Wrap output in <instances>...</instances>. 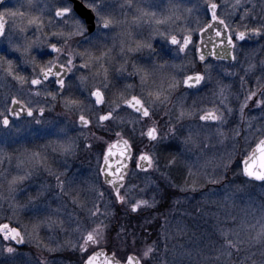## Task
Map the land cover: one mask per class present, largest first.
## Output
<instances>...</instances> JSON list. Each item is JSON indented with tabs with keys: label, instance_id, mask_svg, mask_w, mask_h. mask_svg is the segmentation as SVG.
I'll return each instance as SVG.
<instances>
[{
	"label": "snow or ice",
	"instance_id": "snow-or-ice-1",
	"mask_svg": "<svg viewBox=\"0 0 264 264\" xmlns=\"http://www.w3.org/2000/svg\"><path fill=\"white\" fill-rule=\"evenodd\" d=\"M115 2L21 0L15 7L0 8V44L7 46L0 52V74L19 85L15 93L0 96V169H4L0 175L7 181V195L2 199L8 205V211L0 215V264H54L39 258L21 262L19 246L35 244L48 252L62 247L45 244L39 233L42 226L54 223L53 217L68 202L84 214L83 218L67 214L76 235L63 247L78 254L76 264H154L157 257L162 260L160 234L154 238L147 231L146 225L152 221L145 217L138 231H129L118 219L112 222L116 210L131 217L155 208L157 194L164 189L152 179L154 173L167 190L199 192L207 199L213 193L202 191L206 185L229 179L235 149L223 154L211 172L197 166L199 153L195 160L192 156L194 150L206 151L213 135L223 143L230 120L246 126V142L259 134L255 148L239 160V174L245 180L238 187L252 182L264 187V59L259 62L261 75L254 79L250 74L257 65L251 59L242 67L243 75L235 70L241 65L237 53L243 50V42H256L257 47L248 49L253 56L264 52V0H196L186 11L195 9L198 15L184 20L175 12L158 19L157 13L128 0L127 8L134 11L131 23L115 18ZM141 22L150 26L146 37L139 31ZM133 24L140 39L133 37ZM120 26H125L119 49L123 62L116 66L110 62L109 41ZM213 67L234 78L236 84L234 89L232 83L217 80L208 107L203 93L212 83ZM57 108L62 111L56 112ZM254 111L259 116L251 115ZM230 131L234 138L240 136L238 124ZM40 139L46 143L39 150L23 151L31 169L12 175L7 170L12 157L6 149ZM80 140L96 161L94 179L86 189L92 193L90 205L78 204L81 183L69 174L68 158L75 156ZM167 141L178 142L180 149L162 161L159 145ZM148 145L151 147L145 150ZM49 148L64 157L63 170L48 164ZM177 168L184 172L180 183L172 176ZM41 171L52 183H41L35 195L18 203L17 194ZM140 175L146 177L143 187L135 182ZM150 185L154 193L144 198ZM171 195L173 203L181 199L175 192ZM52 200L58 202L55 208ZM25 210L31 212L30 217L22 215ZM245 243L260 245L261 258L253 259L252 253L241 258L240 264H264V227L247 241L225 234L223 251L214 259L223 256L224 264H232L233 253L239 254ZM167 251L163 243V253ZM181 255L190 257L191 252Z\"/></svg>",
	"mask_w": 264,
	"mask_h": 264
},
{
	"label": "rangeland",
	"instance_id": "rangeland-1",
	"mask_svg": "<svg viewBox=\"0 0 264 264\" xmlns=\"http://www.w3.org/2000/svg\"><path fill=\"white\" fill-rule=\"evenodd\" d=\"M119 5L122 0H119ZM134 5L144 7L147 11H152L157 13L158 19H162L175 12L173 6L167 2L163 1H147V0H132ZM258 2V0H256ZM128 0H123L121 5H124L123 10H115L117 20H127L129 23L132 21L134 14L133 9L130 14V9L127 8ZM195 3V2H194ZM193 3V4H194ZM193 4L187 2L188 9L193 8ZM6 7V6H3ZM2 8V7H1ZM259 11V8L257 9ZM195 9L187 14L192 16L195 13ZM126 13V15H125ZM176 13V12H175ZM178 15V13H176ZM179 22V21H178ZM177 22V23H178ZM145 27H150L147 22H144ZM147 25V26H146ZM143 22L139 25V31L141 32V27ZM176 27V26H173ZM125 26L117 27L113 30L112 36L114 39L109 41V47H112L111 52V63L119 66V63L123 61L120 60V41L122 39L120 33L124 31ZM133 32V37L135 39H140L137 33V25L133 24L131 28ZM253 41H246L245 45H251ZM4 45L0 44V49ZM250 49V48H248ZM260 51H257L253 56L249 51H247L248 59H256L255 63L257 65L256 69L250 75L253 77L261 75L260 71V60L258 57ZM98 54V53H97ZM191 57H189L190 59ZM264 59V57H261ZM224 65H228L225 64ZM247 65H238L235 70L243 75L242 67ZM104 67H109V62H104ZM98 68V66H97ZM97 70L96 68L93 71ZM211 76H219V79H213L212 83L204 90L203 95L205 96L204 106L210 107L207 104V100L212 99V92L216 88V81L221 80L224 83H232L235 89L236 81L234 78L227 77L223 75L222 71L216 67L211 70ZM87 73H85L86 75ZM109 75L111 77V69H109ZM158 83L166 86L165 81H159ZM16 87L19 85L11 79L5 80L3 75L0 74V96L5 93H15ZM191 102V101H189ZM199 102V101H198ZM171 107V105H169ZM62 111L60 108L56 109V112ZM53 116L56 115L54 112ZM251 115L259 116L258 112H253ZM61 119L63 117H60ZM239 127L240 136L233 137V133L230 129L234 126ZM130 127V126H129ZM259 127V124H257ZM224 131L227 134V138L224 139L223 143L218 142V138L214 135L210 137L209 147L206 151L199 152V150H194L192 159L195 160V155L199 153L200 159L197 161V166H202L201 171L211 172L213 165L219 160V158L229 152H234V162L230 167L228 173V180H225L220 185H206L202 191L208 192L211 190L213 194L209 195L207 199H203L200 193L184 194L179 193L176 189L167 190L164 188V181L159 176L158 173L152 174V179L156 181L157 184L164 189L163 194H157V200L159 203L155 208L145 209L139 216L133 214L131 217L124 216L119 210H116V216L113 217L112 222L116 223L117 219L119 223L124 224L129 231H138L141 225H144V219L148 218L152 221L150 225H146L147 231L153 234L155 238L157 233H159V240L162 242V260L161 257H157L154 264H173L174 261H178V264H224L225 258L220 257L217 261L214 259L219 255L220 251H223L221 247L224 243L225 234L227 238H241L248 240L250 237L254 236L261 227H264V187H262L257 182L250 183L247 187L239 188L238 186L244 183L245 178L239 173L241 171L239 167V160L244 156L246 152H250L254 144L259 139V134L255 137H249L247 142L245 141V134L247 128L243 123H234L230 120V123L225 127ZM99 133H97L98 135ZM70 135H77V133L70 132ZM46 141L44 139L36 140L34 143L29 144H11L7 149V153L12 157L11 166L7 169L12 175L22 174L26 170L31 169V165L28 163L26 158L23 156L24 149H31L33 151L39 150L38 146L44 145ZM79 143V141H78ZM84 141L81 140L83 145ZM214 145V147H213ZM148 145L145 150L150 148ZM180 149V145L175 141H167L159 145V152L161 154V159H163L170 153L175 152ZM18 150V151H14ZM56 153H53L49 148L47 150V161L48 164L53 167V162L56 160ZM74 156L70 157L69 160H73ZM7 163L5 158V164ZM195 170V168H194ZM4 169H0V172ZM236 175H233V173ZM86 173L85 176L80 175L78 177L81 183V190L78 196V204L80 205H90L92 198V193L87 192V186L92 182L94 177L92 174ZM95 173V172H94ZM184 172L182 169H173L172 176L177 183H180L183 179ZM89 176V177H88ZM10 179V176L8 177ZM146 177L143 175L137 176L135 182L143 187ZM47 181L52 183L51 178L46 177L44 172H38L32 176L31 179L27 181V188L17 194V202L24 203L29 194L35 195L39 185ZM231 181V183H229ZM224 185H228L227 188ZM175 192L177 196L181 197L179 202L173 203L171 193ZM154 193V186H149L146 190L144 198H150ZM7 195V181L3 175H0V204L3 206L4 212L8 211L7 202L2 199V197ZM49 194H46L42 199H47ZM185 195H190L191 199H184ZM52 207L55 208L57 205L56 200H52ZM68 213H72L75 218L79 215L83 218V211L81 208L74 206L71 202L67 203V206L58 217L54 216V223L49 226H42L39 238L51 247H56L61 245L57 251L48 252L43 248H37L35 244H24L19 246L20 249V260H34L39 258L41 260L53 261L54 264H76L78 259V254L74 253L70 248L63 247L66 242L73 241L75 239V232L73 231L74 225L68 219ZM25 217H30L31 212L25 210L22 214ZM63 221V224L60 223ZM66 230H61V229ZM167 233V238L165 237ZM115 235V233H113ZM163 243L168 246L167 253H163ZM123 248L124 246L121 245ZM260 245L249 246L245 243L242 246V251L239 254L233 253L231 258L232 264H240L241 258L246 255H251L255 253L253 259L259 260L261 257L259 255ZM191 252V256L181 255V253Z\"/></svg>",
	"mask_w": 264,
	"mask_h": 264
},
{
	"label": "flooded vegetation",
	"instance_id": "flooded-vegetation-1",
	"mask_svg": "<svg viewBox=\"0 0 264 264\" xmlns=\"http://www.w3.org/2000/svg\"><path fill=\"white\" fill-rule=\"evenodd\" d=\"M119 0H116L115 2V10L121 11L123 10V7H121V4L123 3V0L121 2V4L119 5ZM132 1V0H131ZM149 2L151 1H155V0H147ZM156 1H163V2H167L169 3L171 6L174 7L175 12L178 13V15L181 17V20H184L185 18L189 17V15L187 14L186 9H188L187 6V2L193 4L194 2H196V0H156ZM21 2V0H4V4L0 5V8L3 6L6 7H15L16 5H18ZM76 3H79V0H76ZM85 11H87L85 9ZM117 12V13H118ZM132 10L130 9V14H131ZM116 13V14H117ZM115 14V17H116ZM198 15L197 12L194 13V15L192 14V16H196ZM93 23H95V20L93 18ZM180 27H183L182 24H180V22L177 23ZM147 26V25H146ZM150 32V27H145L144 22H143V26L141 27V33L146 37ZM158 43V41H157ZM257 47V44L255 41H253V43H251V45L246 46L245 42H243V50L239 51L237 53L238 55V59L241 61V65L245 66L248 63V58H247V51L248 48H254ZM7 50V46L4 45L3 48L0 49V52H4ZM10 56H13L14 54L9 53ZM261 57H264V52L259 53L258 57L259 60H261ZM253 62L256 61V59L252 60ZM223 63L228 64V61H224ZM213 79H219L221 77L219 76H214L212 77ZM11 79V78H9ZM81 147L77 150L73 160H69L68 158V167H69V174L75 175L77 177H80V175L85 176L87 172H89L88 174H94L95 169H96V161L94 159V156L92 154H90L88 151H86L82 144H81V140L79 141ZM56 160L53 162V168L54 169H59V170H63V166H64V157H62L59 153H56ZM131 167V165H130ZM89 177V176H88ZM92 177H94V175H92Z\"/></svg>",
	"mask_w": 264,
	"mask_h": 264
},
{
	"label": "water",
	"instance_id": "water-1",
	"mask_svg": "<svg viewBox=\"0 0 264 264\" xmlns=\"http://www.w3.org/2000/svg\"><path fill=\"white\" fill-rule=\"evenodd\" d=\"M126 138H127V137H126ZM255 146H256V145H255ZM255 146H254V148H255ZM254 148H253V149H254ZM21 246H23V245H21Z\"/></svg>",
	"mask_w": 264,
	"mask_h": 264
}]
</instances>
